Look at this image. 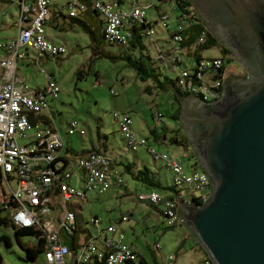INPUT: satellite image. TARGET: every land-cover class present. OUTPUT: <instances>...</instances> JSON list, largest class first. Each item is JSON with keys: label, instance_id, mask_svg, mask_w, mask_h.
<instances>
[{"label": "built area", "instance_id": "built-area-1", "mask_svg": "<svg viewBox=\"0 0 264 264\" xmlns=\"http://www.w3.org/2000/svg\"><path fill=\"white\" fill-rule=\"evenodd\" d=\"M54 1L56 0H19L21 8L18 20L19 33L15 40L5 46L9 55L1 62V67L8 74L15 71L19 48L32 50L38 58L62 57L68 53L65 46L53 44L45 35L46 23L50 16L49 7ZM78 1L70 0L68 3L71 16L76 13L75 7L84 8ZM144 2L145 0H131V9L126 10L118 8L115 3L95 0L92 4L94 10L106 21L105 38L110 42L126 45L130 33L123 31L122 28L129 17L133 18L132 23L144 24L148 10ZM167 19L165 16L160 21L163 29L167 26ZM178 30L180 32L182 27ZM153 36L154 31L147 32V37L151 39ZM182 40V35L178 33L172 41L173 44H178ZM222 67L223 61L220 58L202 59L199 64L203 72L219 70ZM180 74L179 85L182 90H191L192 97L206 102L220 97L225 79L214 81L204 78L206 73H202L198 75L200 84L188 85L185 82L188 70L184 69ZM46 80V86L40 92L24 84L17 87L11 81L0 80V169L3 175L2 187L17 202V207L11 215L12 222L18 228L39 226L43 229L47 240L43 264H69L70 258L73 264H97L102 260L105 264H136L138 254L125 244L124 233L118 232L114 225L107 227L106 230H100L101 221L97 216L89 220L95 234L85 236L84 243L74 257L63 242L75 236L77 231L76 211H71V208L80 206L90 191H96L99 196L105 194L112 186V178L116 173L112 170L110 157L102 153L86 154L66 168H63L61 163H56L61 157L63 147L60 133L55 127H50L40 119L45 116L52 119L49 114V103L58 97L60 89L51 76L46 75ZM32 118L38 122L33 124ZM114 118L118 121L120 133L129 150L136 151L139 147L147 146L145 138H138L134 134L131 128L132 121L127 115L114 114ZM30 131L32 132L30 140L20 145L19 140L27 141ZM75 133L81 137L86 134L82 127L72 122L66 134L71 137ZM154 159L165 162L167 168L174 174L176 185L193 184L205 192L200 203L207 200L210 182L206 174L186 175L178 158L168 154L154 155ZM72 166L78 167L83 173V190L76 189L70 184L73 176ZM118 183L120 184L121 180ZM160 199L157 193L138 196L139 201L153 205L159 203ZM167 208V222L174 225L179 220L177 208L176 213L173 211L175 207L172 203H168ZM122 221H127V218H122ZM106 233L116 234L117 237L108 239ZM100 238L105 239L103 248L98 246ZM201 264L212 263L207 258Z\"/></svg>", "mask_w": 264, "mask_h": 264}, {"label": "water", "instance_id": "water-1", "mask_svg": "<svg viewBox=\"0 0 264 264\" xmlns=\"http://www.w3.org/2000/svg\"><path fill=\"white\" fill-rule=\"evenodd\" d=\"M189 1L246 78L225 81L213 101L178 97L181 127L210 182L206 201L179 203V221L212 264H264V0Z\"/></svg>", "mask_w": 264, "mask_h": 264}, {"label": "rangeland", "instance_id": "rangeland-1", "mask_svg": "<svg viewBox=\"0 0 264 264\" xmlns=\"http://www.w3.org/2000/svg\"><path fill=\"white\" fill-rule=\"evenodd\" d=\"M148 13L150 14V12L147 11V18L149 16ZM48 29L50 30V28ZM63 45L67 47L68 53L59 58H50L46 65L47 69H45L47 72L54 74L60 89L58 97L50 100L49 114L56 125L57 131L65 139L68 137L66 132L72 122H76L78 126L85 130L86 134L83 137L78 133L69 137L73 154L76 155L85 148H90L92 140L95 141L96 139L97 129L104 134L110 133V138L113 140L114 131L118 129V124L113 118L115 112L128 114L131 117L133 130L137 136L144 134L151 141H154L153 136L150 134L151 130H156L160 133L165 129L169 142L156 143L161 148L160 151H170L172 153L183 151L171 144V139L174 135L171 130L178 127V123L172 116L178 105L171 96L172 87L170 83L167 86V88H170L168 91H159V94L154 95L156 88H151L150 81L142 82L138 78L136 70L127 66L125 61L112 62L108 59L95 58L91 50L90 38L81 29L77 30L76 33L68 34ZM144 45L148 48L147 52L151 59L155 60L154 67L157 70L159 67H164L163 63L157 61L156 49L150 44L148 39L144 40ZM103 46L106 52L114 53L118 51L114 45L104 44ZM202 53L203 57L208 58L223 56L218 46L206 49ZM18 68L24 69L20 63ZM165 71H167L168 77L173 82L176 78V73ZM238 72L243 73L235 62H231L226 69L225 79L229 76L237 75ZM36 74L33 76H37H35L37 78L35 82L37 83L32 84H40L42 87L46 86L45 78L42 79L44 77L43 72L38 71ZM146 86H150L152 95L144 92ZM111 91L114 92V95L111 94ZM156 112H159L162 116L159 121L154 116ZM31 133L30 131L29 134ZM26 142V140H19L20 145ZM118 142H120L121 150L127 151L130 157L134 156V151H128L125 142L120 137H118ZM140 149L143 150L142 147ZM190 162L194 163L193 159H190V161L186 160L184 163L187 173L190 171ZM154 167L161 174L163 183L167 184L168 182V186H174L170 171L160 164L154 165ZM126 178L131 183L130 185H132V182L136 183L130 176L126 175ZM70 184L76 189L83 190V179L75 172ZM87 195L88 203L83 207L82 217L88 220L89 217L92 218L95 215L98 217L106 214V208L109 207H104L103 205L104 200L102 197L104 196H100L101 200V198H98L99 195L96 191H90ZM111 203L121 209L122 213H127L128 208L134 209L136 204L133 195L120 196L114 200V203L111 200ZM118 214L120 215V211H118ZM84 228L92 232V226L90 227L86 223ZM122 229L126 238L125 243L136 246L137 249L146 255V258L151 262L150 264L152 262L154 264L158 263L161 257L167 259L168 256H173L174 254H176L177 258L179 257V264H196L200 260L199 254L195 256L198 248L196 242L181 221L172 228H167L165 223L158 226L154 225L152 228L147 227L142 219L140 222V217L137 219L133 217L127 225H122ZM0 235L9 236L13 242L12 247H7L0 242L1 264H33L32 262H25L26 253L15 242L12 228L0 227ZM34 241L32 237L22 238V242L26 245L34 243ZM189 242L190 244L188 245ZM185 247L187 248L185 249ZM42 260L43 255L39 258V264H41Z\"/></svg>", "mask_w": 264, "mask_h": 264}, {"label": "trees", "instance_id": "trees-1", "mask_svg": "<svg viewBox=\"0 0 264 264\" xmlns=\"http://www.w3.org/2000/svg\"><path fill=\"white\" fill-rule=\"evenodd\" d=\"M94 1L95 0L78 1L79 3L84 5V8L81 9L79 7H75L76 13L74 14V16H71L69 13L68 18H69L70 26L72 27L73 25H76L82 31L88 34L91 43V50L95 58L108 59L112 62L125 61L127 63V66L136 70L138 78L142 82H147V81L151 82V83L149 82V84H151L150 85L151 88H156L154 95L159 94V91L161 92H165V90L168 91L170 88H167V86L170 83L172 87L171 96L173 97L174 102L178 105V108L174 112L172 118L177 123L179 122L178 127L171 130V132L174 133L171 139V144H175L176 147L182 148L183 150V153L178 157V160L182 164L183 173H185L186 175H190L194 173L205 174L195 154L193 153L192 149L188 144V141L185 137V134L183 132V129L179 121L181 105L178 101V97H192L191 90H182L181 86L179 85L180 75H181L180 72L184 69L188 70V76L185 79V82L188 85H197L198 83L200 84L201 81L198 75L202 73H206L203 76L204 78L212 79L214 81L225 79L226 69L228 65L233 61L231 52H229L227 49L221 46L215 40V38L207 31L204 23L201 20H199V18L197 17V13L195 12L189 0H167L169 2V8L165 13L159 15L158 22H151L146 16V18L144 19V24H139V22L132 23L131 20L133 18L129 17L128 18L129 20L122 28L123 31L130 33V38L128 39L126 45H119L118 43L110 42L105 38L104 28L106 26V21L99 12L94 10L92 6ZM147 2L148 0H145L144 2L145 6H148ZM107 3H115L118 8H125L126 10L131 9L130 8L131 0H130L129 8L124 7L123 5L124 3H122L121 0H110ZM152 7L153 4L150 7L148 6L147 11H149L150 8ZM165 16L168 17V19L166 20L167 26L163 29V27H161L160 25V21ZM62 18L66 20L65 17L62 16ZM180 27H182V30L179 32L178 29ZM150 30L154 31V36H155V37L153 36V38L151 39L150 37H147V32ZM160 30L168 35L167 36L168 38H166L164 41V45H162L163 47L160 46V44L155 40L156 35ZM178 33L182 35L183 40L178 44L175 43L173 44L172 41L173 37ZM145 39H148L150 44L156 49L157 52L156 59L157 61L164 64V67H162L163 70L164 71L168 70L176 73V78L174 79L173 82L172 80H170L168 75H164V77L162 76V74L159 72L161 67H159L158 70L156 67H154L155 60L151 59V57L147 52L148 48L144 45ZM200 39H202V41H200ZM104 44L114 45L118 51L114 53L106 52L103 46ZM216 46L220 47L221 53L223 55L222 57H210V58L200 57L203 54L202 52L204 50ZM184 50H187L192 53L194 62L190 65L184 64V57H183ZM55 58H59V57H55ZM173 58L175 59L173 60ZM212 58L222 59L223 67L220 68L219 70L211 69V70H206V72H203L202 69L199 68L200 62L202 61V59H212ZM165 72L167 74V71ZM150 86H148L145 89L148 95H152V93H150L152 92V90L150 91ZM111 94L114 95V92L111 91ZM114 114L127 115L131 119V117L126 113L115 112ZM114 114H113V118H114ZM154 116L158 119V121L162 117L159 112H156ZM40 120L44 121V123L49 125L50 127H53L52 119L45 116ZM114 120L118 124L117 119L114 118ZM31 122L34 124L38 121L35 118H32ZM117 132L122 137L119 130V125ZM134 134L136 135L135 132ZM150 134L154 138V141H152L154 143L161 144L165 141L169 142L165 134V129H163L162 132L160 133H158L156 130H151ZM138 138H145L147 140L148 143L147 146H144L142 148H147L148 152L153 157V161L161 163V165L164 168H166V170L171 172L172 181L174 183V174L170 169L167 168L165 162L162 160L154 159V155L168 154L170 156V154L167 152L156 151L155 149L151 148L150 146L151 139L149 137H138ZM123 141L125 142L124 138ZM126 148L128 149L127 145ZM140 148L141 147H139L138 149ZM137 150L134 152H137ZM128 151H132V150L128 149ZM89 153L106 154L105 152L100 150L85 151L78 153L76 155L73 153L66 152L65 155H61V157L56 161V163L59 162L62 164L63 168H66L67 166H69V164H75L78 158ZM190 159H193L194 163L190 162L191 163V165L189 166L190 171L187 173L184 167V163L186 160L190 161ZM136 178L138 181L146 185H149L151 188H153L151 192L146 194L157 193L161 198L159 203L153 205L150 203L139 201L138 196L141 194H138L136 196L137 201L139 203H144L154 208H158L159 206L162 207L161 214L163 217V221L164 222L166 221L165 224H167V228H172L180 222L178 220L174 225L168 224L167 216H166L168 203H172L175 207V209L173 208L174 209L173 211L176 213V208H177V213H178L180 202L200 204L202 195L205 193L204 191L200 190L193 184L176 185L174 183V186H164L160 183L155 182L154 179L150 176V172L147 169L138 172L136 174ZM2 179H3V175L0 169V227L12 228L15 242L26 253L25 262H32L33 264L37 263L39 262L40 256L45 253L47 248V240L45 238V233L43 229L39 226L18 228L13 224L11 215L15 210V208L17 207V202L15 201L14 197L6 193L5 189L2 187ZM120 185H125L123 180H121ZM24 237H32L35 241L34 243H30L26 245L22 242V238ZM87 238H89V236ZM194 241L196 242L195 239ZM0 242L4 243L5 246L7 247H12L13 245L11 238L6 235H0ZM65 244L69 247L72 255H75L78 246L77 245L78 242L77 240H75V237L73 236L70 237L69 239H65ZM196 246L198 248H201L197 242H196ZM206 259L207 256L205 255L204 260ZM140 260L141 259L138 256L137 262H139ZM97 264H105V261L102 260L100 263Z\"/></svg>", "mask_w": 264, "mask_h": 264}, {"label": "crops", "instance_id": "crops-1", "mask_svg": "<svg viewBox=\"0 0 264 264\" xmlns=\"http://www.w3.org/2000/svg\"><path fill=\"white\" fill-rule=\"evenodd\" d=\"M101 1L109 2L110 0H101ZM68 2L69 0H56L50 5V9H49L50 16L46 23L45 35H46V38L50 42L58 46L63 45L64 42H66L68 34L73 33V32L76 33L77 30L80 29L76 25H73L72 27L70 26L69 18H68L69 13H70L68 9ZM121 2L124 3L123 4L124 7L129 8L130 0H121ZM152 4H153V7L150 8L149 10L150 14L148 13L149 15L148 18L151 22H158L159 15L160 14L162 15L168 10L169 2L167 0H148L147 5L150 7L152 6ZM20 9L21 8H20L19 0H0V24H1V28H0V80L11 81L17 87H21L24 84L27 87L31 89H35L37 92H40L45 88V86L42 87L40 84H32V83H37L35 82V80L37 81V78H35V76L37 75L36 73L38 71L43 72L44 77H42V79L45 78L46 83H47L46 75L51 76L52 79L56 81L54 74L52 72H47L45 70L47 69L46 65L49 59L52 57L45 56L42 58H38L32 50L28 48H19L17 52L18 57L16 60L15 71H13L12 74H8L5 71V69L1 67V62L4 59H6L7 56L9 55L7 53L5 46L9 42L15 40L19 33L18 20L20 16ZM62 16L65 17L66 20H64ZM48 28H50V30ZM97 34H100V33H97ZM167 36H168L167 34L163 33L160 30L158 31V34L156 35L155 40L160 44V46H162L164 45L165 39L168 38ZM183 57H184V64L190 65L194 62L192 53L187 50L183 51ZM200 57H203V54ZM203 58H208V57H203ZM19 63L21 67L24 68L23 70L18 68ZM33 72H35L34 73L36 74L35 76H33L34 75ZM159 72L162 74L163 77L164 75H167L162 67L160 68ZM146 88L147 86L144 88V92H146L145 91ZM52 125L53 127L56 128V125L54 124V122ZM132 129H133V124H132ZM116 130L117 129H115L114 131V134H115L114 139L111 140L110 133L104 134L100 130L97 129L96 139L95 141L92 140L90 148L88 149L85 148L84 150L81 151V152H85V151H92V150H100V151L105 152L107 156L110 157L111 162H112L113 171L116 173L114 174L112 178L113 184L110 187V189L105 194L100 195L101 197L104 196L102 197L104 200V204H103L104 207H109V208H106L107 209L106 214L102 216H98L101 221L100 230L102 229L104 230V228L106 230L107 227L114 225L117 227L118 232L124 233V230L122 229V225L124 224L127 225L132 220L133 217H136V219L140 217V222L142 219L143 223L147 227H152V228L154 227V225L158 226L160 224L166 223V221L165 222L163 221V217L161 214L162 207L159 206L158 208H154L147 204L139 203L136 198L138 194H146V193L151 192V190H153V188H151L149 185H146L138 181L136 178V174L140 171H143L144 169H147L150 172V176L154 179L155 182L160 183L165 186L169 185L168 182L167 184L163 183L161 174L157 172V169L154 167V165H157V164L161 165V163L153 161V157L149 156L150 153L148 152L147 148H143V150L138 149L137 152H134V156L132 157L128 156L127 151L125 152L120 149V142H118V137H120L122 140H123V137H121L120 134ZM31 136H32L31 134L28 135L27 142L30 140ZM60 136H61L62 143H63L61 155H65L66 152L72 153V150H71L72 146H71V142L69 141V136L66 139L62 134H60ZM138 137H148V136L144 134H139ZM172 145L176 146L175 144H172ZM150 146L156 151H160L161 149L159 145H157L156 143L152 141H150ZM178 149L180 150L182 148H178ZM168 150L170 149L168 148ZM160 152H165V151H160ZM167 153H169L171 157L178 158L183 153V151L174 152V153L169 151ZM71 171L73 173L75 172L81 179H83V173H81L82 171L78 167L72 166ZM126 175L130 176L131 179L135 181L136 183L132 182V185H130L131 183L127 180ZM72 179H73V176H72ZM119 180H123L125 185H120L118 183ZM126 195H133V198H135L136 204H135L134 209L128 208L127 213H122L121 209H118V207H116L115 204L112 205L111 200L114 203V200L118 199V197L126 196ZM100 196H98V198H101ZM87 203H88V195L80 206H77L75 209L71 208V211L73 210L76 211L77 233L74 237H75V240H77L78 242L77 244L78 246L76 249L77 251L80 250V247L85 241L86 233L84 231L87 230V228H84V224L86 223L91 227L89 223L90 217L88 220H85L82 217L83 207ZM118 211H120V215L118 214ZM124 217L127 218V221H122V218ZM93 229H92V232L90 231L92 235L95 234L93 232ZM115 237H117L116 234L106 233V238L108 239L115 238ZM124 237H125V234H124ZM102 238H100V241H98V246L103 248V246L105 245V239H102ZM124 239L126 240V238ZM63 242L65 243L64 240ZM190 242L188 243V245L190 244ZM129 246L138 254V256L141 259L136 264H150L151 263L146 258V255L142 253L139 249H137L136 246L134 245L132 246L129 245ZM186 248L187 247H185V249ZM197 254L200 255V260L196 262V264L198 263L201 264L205 258V253L203 252L201 248H197L195 256ZM74 256L75 255H73V257ZM170 257H172V259H170ZM167 259H163L161 257L158 263H155V264H179L180 263V259L179 257L177 258L176 254H174L173 256H168ZM40 263L41 264L44 263V258L42 262ZM69 264H73V261L71 258L69 260ZM152 264H154V262H152Z\"/></svg>", "mask_w": 264, "mask_h": 264}, {"label": "flooded vegetation", "instance_id": "flooded-vegetation-1", "mask_svg": "<svg viewBox=\"0 0 264 264\" xmlns=\"http://www.w3.org/2000/svg\"><path fill=\"white\" fill-rule=\"evenodd\" d=\"M195 12H196V11H195ZM196 13H197V12H196ZM197 17H198V14H197ZM224 48H225V47H224ZM225 49H226V48H225ZM228 51H229V50H228ZM229 52H230V51H229ZM231 54H232V53H231ZM227 58H230V57H227ZM232 60H233L232 62H235L236 65L242 69L243 73L238 72L237 75L229 76L225 81H227V80H240V79H244V78H246V73L244 72L243 67H242V66H241L236 60H234L233 55H232Z\"/></svg>", "mask_w": 264, "mask_h": 264}, {"label": "bare ground", "instance_id": "bare-ground-1", "mask_svg": "<svg viewBox=\"0 0 264 264\" xmlns=\"http://www.w3.org/2000/svg\"><path fill=\"white\" fill-rule=\"evenodd\" d=\"M210 58V57H209ZM142 62V61H141ZM179 123V122H178ZM11 198V197H10ZM172 198V197H171Z\"/></svg>", "mask_w": 264, "mask_h": 264}, {"label": "clouds", "instance_id": "clouds-1", "mask_svg": "<svg viewBox=\"0 0 264 264\" xmlns=\"http://www.w3.org/2000/svg\"><path fill=\"white\" fill-rule=\"evenodd\" d=\"M39 264V262H37ZM36 264V263H35Z\"/></svg>", "mask_w": 264, "mask_h": 264}]
</instances>
